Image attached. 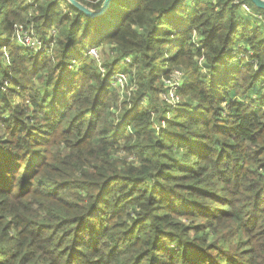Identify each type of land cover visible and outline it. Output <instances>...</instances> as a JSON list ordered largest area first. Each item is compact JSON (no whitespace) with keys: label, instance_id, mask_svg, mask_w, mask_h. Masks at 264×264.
Listing matches in <instances>:
<instances>
[{"label":"trees","instance_id":"obj_1","mask_svg":"<svg viewBox=\"0 0 264 264\" xmlns=\"http://www.w3.org/2000/svg\"><path fill=\"white\" fill-rule=\"evenodd\" d=\"M245 3L0 0V264H264V11ZM20 24L57 28L52 53Z\"/></svg>","mask_w":264,"mask_h":264},{"label":"built area","instance_id":"obj_2","mask_svg":"<svg viewBox=\"0 0 264 264\" xmlns=\"http://www.w3.org/2000/svg\"><path fill=\"white\" fill-rule=\"evenodd\" d=\"M234 4L241 5L243 10L246 12H251L250 6L245 3V0H233ZM257 17L264 20V14H259ZM59 34L57 28H53L49 32L48 41L45 43L44 40L35 33L33 24H20L17 25V30L15 38L18 44L22 45L24 48L34 51L36 54H46L52 53V48L56 45V38ZM97 49V48H96ZM95 47H89L86 49V55L91 56L96 63L101 67L102 72H105L102 68V57L101 54L96 51ZM98 52V53H97ZM125 62L130 63L131 58L125 59ZM204 58L199 59V63H203ZM115 81L114 86L118 88L120 94L122 95L128 85V75L123 72H119L114 76ZM185 73L182 70L174 68L170 71L168 76L163 77L162 84V100L168 104L171 108H176L181 102L180 95L178 94L181 87L184 84Z\"/></svg>","mask_w":264,"mask_h":264},{"label":"water","instance_id":"obj_3","mask_svg":"<svg viewBox=\"0 0 264 264\" xmlns=\"http://www.w3.org/2000/svg\"><path fill=\"white\" fill-rule=\"evenodd\" d=\"M66 1L70 5H72L73 7H75L76 9H78L79 11L83 12L84 14L90 17H97L104 14L112 2V0H105L99 9L94 10L92 8L85 6L83 3H81L78 0H66ZM250 1L254 4L256 8L264 11V0H250Z\"/></svg>","mask_w":264,"mask_h":264},{"label":"rangeland","instance_id":"obj_4","mask_svg":"<svg viewBox=\"0 0 264 264\" xmlns=\"http://www.w3.org/2000/svg\"><path fill=\"white\" fill-rule=\"evenodd\" d=\"M28 1H29V0H28ZM194 3H196V2L193 1V4H194ZM56 46H57V45H56ZM96 48H97V49H96ZM95 49H96V51H98V52L102 55V62H103L104 59L108 58L107 53L109 54V48L106 47V45H104V44H103L102 46L99 45L98 47H95ZM4 50H6V49H4ZM98 52H97V53H98ZM46 54L48 55V54H51V53H46ZM104 55H105V57H104ZM243 55H244L245 57L242 56L241 58H246L245 61L247 62L249 56H248L247 54H244V53H243ZM204 59H205V58H204ZM231 65H232V64H231ZM172 67H173V66H172ZM174 68H175V67H174ZM174 68H173V69H174ZM173 69H172V70H173ZM176 69L182 70V71L185 73V75H186V71H185L183 68H181V67H176ZM256 69L258 70L259 67H256V66H255V67H254V70H256ZM262 85H264V84H262ZM119 90H120V89H119ZM120 91H121V90H120ZM179 95H180V99H181V101L184 100V96H183V94L180 93ZM253 99H256V98L253 97ZM257 107H258V106H257ZM256 110L258 111V108H256ZM117 115H119V113H118Z\"/></svg>","mask_w":264,"mask_h":264}]
</instances>
